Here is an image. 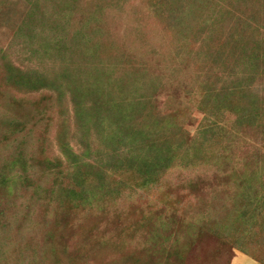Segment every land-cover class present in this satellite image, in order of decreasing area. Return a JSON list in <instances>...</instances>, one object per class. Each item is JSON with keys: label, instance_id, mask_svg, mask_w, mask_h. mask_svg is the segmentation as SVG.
<instances>
[{"label": "rangeland", "instance_id": "rangeland-1", "mask_svg": "<svg viewBox=\"0 0 264 264\" xmlns=\"http://www.w3.org/2000/svg\"><path fill=\"white\" fill-rule=\"evenodd\" d=\"M258 60L264 0H0V264H264Z\"/></svg>", "mask_w": 264, "mask_h": 264}, {"label": "trees", "instance_id": "trees-1", "mask_svg": "<svg viewBox=\"0 0 264 264\" xmlns=\"http://www.w3.org/2000/svg\"><path fill=\"white\" fill-rule=\"evenodd\" d=\"M254 61H255V60H254ZM259 62H262V63H260V65H263V66H264V62L258 60V61L255 62L256 65L254 64V67L258 66L257 64H259ZM257 75H258V79H259V80H264V71H260ZM250 79H251V81H252V78H250ZM240 85H241V84H240ZM246 85H247V84H246ZM71 194H78V193L71 192Z\"/></svg>", "mask_w": 264, "mask_h": 264}, {"label": "crops", "instance_id": "crops-1", "mask_svg": "<svg viewBox=\"0 0 264 264\" xmlns=\"http://www.w3.org/2000/svg\"><path fill=\"white\" fill-rule=\"evenodd\" d=\"M246 260H245V258H244V260H243V257H241V256H237L235 259H234V261H233V263L232 264H255V263H252V262H245Z\"/></svg>", "mask_w": 264, "mask_h": 264}]
</instances>
